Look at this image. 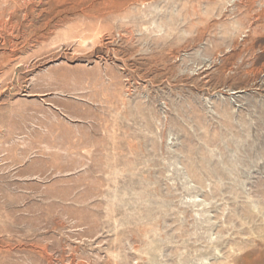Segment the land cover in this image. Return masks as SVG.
I'll return each mask as SVG.
<instances>
[{
  "label": "rangeland",
  "instance_id": "obj_1",
  "mask_svg": "<svg viewBox=\"0 0 264 264\" xmlns=\"http://www.w3.org/2000/svg\"><path fill=\"white\" fill-rule=\"evenodd\" d=\"M0 264H264V0H0Z\"/></svg>",
  "mask_w": 264,
  "mask_h": 264
}]
</instances>
